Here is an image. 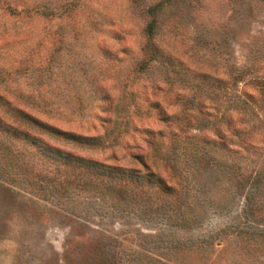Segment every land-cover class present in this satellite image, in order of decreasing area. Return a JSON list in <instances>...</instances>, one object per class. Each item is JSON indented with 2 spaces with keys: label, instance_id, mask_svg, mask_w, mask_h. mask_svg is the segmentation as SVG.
<instances>
[{
  "label": "rangeland",
  "instance_id": "rangeland-1",
  "mask_svg": "<svg viewBox=\"0 0 264 264\" xmlns=\"http://www.w3.org/2000/svg\"><path fill=\"white\" fill-rule=\"evenodd\" d=\"M0 264H264V0H0Z\"/></svg>",
  "mask_w": 264,
  "mask_h": 264
},
{
  "label": "trees",
  "instance_id": "trees-1",
  "mask_svg": "<svg viewBox=\"0 0 264 264\" xmlns=\"http://www.w3.org/2000/svg\"><path fill=\"white\" fill-rule=\"evenodd\" d=\"M158 5L156 6H153L150 8L149 12H150V16H152V20L148 23L147 25V32L149 34L150 37H152L154 35V30H155V27H156V19H155V15L157 13V9H158ZM25 139L29 142H31L32 144L34 145H38V142H37V138L30 135L29 133H26L25 134ZM47 150V149H46ZM48 154L51 153V151H48L47 152ZM53 154V153H52ZM51 155V154H50Z\"/></svg>",
  "mask_w": 264,
  "mask_h": 264
}]
</instances>
